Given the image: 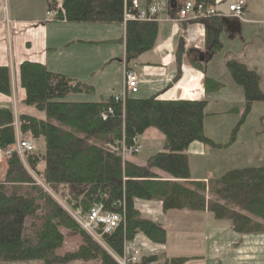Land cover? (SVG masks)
I'll use <instances>...</instances> for the list:
<instances>
[{"label":"trees","instance_id":"obj_1","mask_svg":"<svg viewBox=\"0 0 264 264\" xmlns=\"http://www.w3.org/2000/svg\"><path fill=\"white\" fill-rule=\"evenodd\" d=\"M194 2L212 4L211 0ZM129 5L126 0H46V13L54 15L51 22L123 26L124 60L129 66L154 48L158 30L155 21L125 22ZM214 18L198 20L206 26L205 52L210 56L221 46L219 20L214 26L206 21ZM180 48L183 50V42ZM225 67L242 89L244 103L239 123L229 141L221 145L204 136L205 102L159 101L156 96L139 98L137 94L127 96L123 104L114 103L112 98L101 102L73 100L91 95V88L51 73L44 65L22 63V104L44 118L15 117L12 109L0 108V151L14 148L19 141L33 147L21 154L13 151L3 159L0 263L119 264L138 235L152 245L164 246V228L142 218L135 209L136 201L159 202L163 213L207 212L216 221L228 222L238 235L264 234V166L227 170L207 182L190 181L188 147L194 142L216 151L230 147L251 107L264 103L255 72L233 60ZM178 78L179 74L173 82ZM0 94H12L8 67H0ZM233 112L240 114L237 109ZM150 128L163 136L161 151L143 166L131 161L137 154L122 158L121 151L133 148ZM157 171L171 180L162 179ZM95 208L120 218L110 233L98 227L96 238L72 216L87 217ZM64 232L78 237L80 243L60 254ZM191 260L140 255L130 264H187Z\"/></svg>","mask_w":264,"mask_h":264},{"label":"crops","instance_id":"obj_2","mask_svg":"<svg viewBox=\"0 0 264 264\" xmlns=\"http://www.w3.org/2000/svg\"><path fill=\"white\" fill-rule=\"evenodd\" d=\"M154 1L138 0L141 8ZM162 1L167 3V9L157 18L154 48L128 66L124 60L123 26L51 22L46 16V0H0V67L9 68L12 82L11 96L0 94V108L12 109L15 117L25 115L39 120L44 118L42 113L22 104L25 93L20 85L19 67L24 62L44 65L51 73L90 87L91 95L72 99L91 102L106 101L121 93L124 67L132 69L140 79L137 92L139 98L156 96L159 101L205 102L204 134L208 119L229 115L231 110L242 107L244 103L242 89L232 81L225 67L226 62L236 61L255 72L260 90L264 93V0H244L245 16L241 21L226 15L227 4L231 0H211L212 4L209 6H215L225 14L220 19L206 20L209 26H214L219 20L221 27L218 37L221 46L212 56L205 52V24L199 21L179 24L172 22L177 10L187 0ZM56 25L63 26L59 32L56 31ZM182 42L183 50H180ZM177 74L179 78L173 82ZM140 140L156 141L160 146L154 148L146 158L139 159L135 156L131 159L137 166H143L163 146V136L152 128L138 137L139 144ZM38 146L41 148L43 145L39 142ZM211 153V150L197 142L188 147L186 155L190 181L204 182L219 175L216 174L220 173L217 172V167L212 164L208 167L206 164ZM0 168L2 181L4 162ZM156 174L164 180H171L162 172L157 171ZM135 209L142 218L164 228V252L168 251L166 225L170 217L186 214L189 218L201 220V226L195 227V241H201L204 254L201 255L200 250L192 248V256L185 258H196L199 263L187 264H264V234L238 235L228 222L216 221L207 212L163 213L159 202L136 201ZM141 237L143 236L138 235L136 239ZM190 241L194 243L192 236ZM212 250L216 255L211 254Z\"/></svg>","mask_w":264,"mask_h":264},{"label":"rangeland","instance_id":"obj_3","mask_svg":"<svg viewBox=\"0 0 264 264\" xmlns=\"http://www.w3.org/2000/svg\"><path fill=\"white\" fill-rule=\"evenodd\" d=\"M56 27V31L59 32L60 27L63 26L56 25L55 28ZM61 34L64 35L63 32H61ZM242 108L243 106L240 108H234L237 109L240 114L233 112L228 113L229 115H220L218 117H214L213 119H208L205 123L204 136H208V138L216 144H226L230 139L229 137L231 132L236 128L237 124L240 121ZM140 144L141 150L136 155L139 159L146 158L149 154H151V152H153L152 150L154 148H158L160 146V144H158L156 141L142 142V140H140ZM34 148L36 149V145H34ZM211 151L213 153L208 156L206 164L208 167H211L210 164H212L213 166L218 168L217 172H220L216 173L219 175H215L214 178L221 176L224 172L231 169L264 166V103H256L251 107V110L245 118L243 124L238 128L236 132V139L230 147L223 150ZM3 162V158H0V166L3 164ZM204 182H207V180ZM196 226H201V220H196L194 217L189 218L186 214H177V216L174 218L170 217L168 224L166 225L168 251L164 252L163 246L152 245L151 243L147 242L143 237H141L136 239L135 244L133 243V245L127 246V253L131 252L132 254L135 251H139L138 253L140 254L156 255L161 259H168V257L169 259H172L171 257L185 258L188 256H192V248L195 247V250L196 248L200 250L199 253L202 255L204 254V250L202 249V243L201 241L198 243H196L195 241L197 240V237L195 236L197 232L195 228ZM193 227L194 230H191L193 229ZM64 233L66 235L65 244L63 245L60 254L74 249L76 245L80 243L78 237L71 236L67 234V232ZM186 235L189 236L187 237ZM191 236L194 238V243L190 241ZM211 254H215L213 250ZM197 261L198 260L195 258L194 260H191L188 263H199Z\"/></svg>","mask_w":264,"mask_h":264},{"label":"built area","instance_id":"obj_4","mask_svg":"<svg viewBox=\"0 0 264 264\" xmlns=\"http://www.w3.org/2000/svg\"><path fill=\"white\" fill-rule=\"evenodd\" d=\"M130 3L128 12L125 13L124 21H138V22H152L157 21L159 15L163 14L167 9V3L162 0H155L145 8H141L138 0H126ZM226 15L235 18L241 21L245 16V1L244 0H231L227 4ZM46 16L49 19L53 18L52 13H46ZM225 14L215 6H207L201 3H196L194 1H184L181 7L177 10L176 17L172 19L174 24H179L183 22H197L200 19L208 18H222ZM188 43V41H185ZM124 84L121 93L118 95H113L111 98L114 103L123 104L126 97L130 95L137 94L138 85L140 79L138 75L129 68L124 67ZM108 113H111V110L108 109ZM32 145L27 141H19L16 143L15 147L6 151H0V158L4 159L11 155L13 151L21 154L23 151L29 152L32 151ZM141 147L138 143H135L133 148L128 150H122V158H127L131 155H136L140 151ZM75 221L80 225V227L86 231L88 234L96 238L95 233L98 230V227H103V233H110L118 223L120 218L114 214H104L100 211V208L93 209L87 217H81L78 213L72 215ZM135 251V250H134ZM139 251L127 253L126 258L123 261H120L119 264H130L135 263L139 258Z\"/></svg>","mask_w":264,"mask_h":264},{"label":"bare ground","instance_id":"obj_5","mask_svg":"<svg viewBox=\"0 0 264 264\" xmlns=\"http://www.w3.org/2000/svg\"><path fill=\"white\" fill-rule=\"evenodd\" d=\"M65 205V204H64Z\"/></svg>","mask_w":264,"mask_h":264}]
</instances>
